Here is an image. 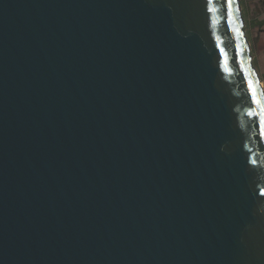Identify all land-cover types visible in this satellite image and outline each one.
Listing matches in <instances>:
<instances>
[{
	"label": "water",
	"instance_id": "obj_1",
	"mask_svg": "<svg viewBox=\"0 0 264 264\" xmlns=\"http://www.w3.org/2000/svg\"><path fill=\"white\" fill-rule=\"evenodd\" d=\"M240 0H0V264H264V90Z\"/></svg>",
	"mask_w": 264,
	"mask_h": 264
},
{
	"label": "rangeland",
	"instance_id": "obj_2",
	"mask_svg": "<svg viewBox=\"0 0 264 264\" xmlns=\"http://www.w3.org/2000/svg\"><path fill=\"white\" fill-rule=\"evenodd\" d=\"M240 8L241 14L244 19L243 29L248 39L249 47L252 54V62L257 70L264 90V51L260 53L254 51L255 40L259 31L256 29L251 30L250 28L251 19H262V21H264V0H240ZM262 38L264 39V34Z\"/></svg>",
	"mask_w": 264,
	"mask_h": 264
},
{
	"label": "crops",
	"instance_id": "obj_3",
	"mask_svg": "<svg viewBox=\"0 0 264 264\" xmlns=\"http://www.w3.org/2000/svg\"><path fill=\"white\" fill-rule=\"evenodd\" d=\"M262 23V24H261ZM250 28L251 30L256 29L259 31L257 38L255 40V52L260 53L264 51V42H263V34H264V21L262 19H251L250 20Z\"/></svg>",
	"mask_w": 264,
	"mask_h": 264
},
{
	"label": "snow or ice",
	"instance_id": "obj_4",
	"mask_svg": "<svg viewBox=\"0 0 264 264\" xmlns=\"http://www.w3.org/2000/svg\"><path fill=\"white\" fill-rule=\"evenodd\" d=\"M232 3H233V0H228V5H229V7L232 6Z\"/></svg>",
	"mask_w": 264,
	"mask_h": 264
},
{
	"label": "trees",
	"instance_id": "obj_5",
	"mask_svg": "<svg viewBox=\"0 0 264 264\" xmlns=\"http://www.w3.org/2000/svg\"><path fill=\"white\" fill-rule=\"evenodd\" d=\"M262 24V23H261Z\"/></svg>",
	"mask_w": 264,
	"mask_h": 264
}]
</instances>
